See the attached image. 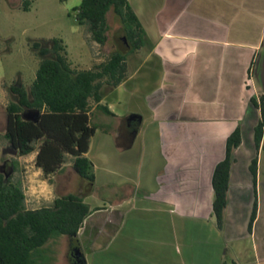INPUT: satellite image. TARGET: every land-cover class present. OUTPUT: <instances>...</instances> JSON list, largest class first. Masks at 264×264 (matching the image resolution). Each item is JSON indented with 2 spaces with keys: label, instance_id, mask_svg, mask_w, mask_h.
I'll return each instance as SVG.
<instances>
[{
  "label": "crops",
  "instance_id": "crops-1",
  "mask_svg": "<svg viewBox=\"0 0 264 264\" xmlns=\"http://www.w3.org/2000/svg\"><path fill=\"white\" fill-rule=\"evenodd\" d=\"M127 1L148 43L127 60L123 82L103 90L99 105L111 115L91 103L94 181L81 179L87 190L76 192L90 214L65 239L73 264H264V151L251 103L264 97V0ZM236 128L220 227L211 180ZM66 168L75 173L64 165L58 174ZM98 185L111 196L95 195ZM244 235L256 241L250 253L233 247ZM52 252L45 264H57Z\"/></svg>",
  "mask_w": 264,
  "mask_h": 264
},
{
  "label": "trees",
  "instance_id": "trees-1",
  "mask_svg": "<svg viewBox=\"0 0 264 264\" xmlns=\"http://www.w3.org/2000/svg\"><path fill=\"white\" fill-rule=\"evenodd\" d=\"M33 0H22L23 11L30 9ZM75 20L86 25L92 41L105 45L109 25V12L120 21L129 52L116 51L91 69L76 70L71 67L65 46L53 39L45 47L33 43L32 49L40 58L35 78L27 90L23 86L9 87L15 101L6 107V127L0 140H6L18 157L36 152L35 166L45 176L57 173L72 158V169L88 182L94 181L93 164L85 156L97 125L92 123L91 103L99 105L103 90L120 85L127 75V55L147 46L146 33L127 0H80ZM260 111L253 129L256 151H264V97L251 99ZM98 109L107 115L106 107ZM26 110L39 113L36 122L24 120ZM241 131L236 128L226 140L225 158L214 168L212 175V211L218 226L223 224L227 206V193L233 152L241 144ZM37 145V147H36ZM257 156L250 164L255 182ZM13 171L17 163H11ZM25 193L20 180H13L0 172V264H45L42 254L51 240L60 236H76L90 214L89 206L76 194H65L54 199L48 207L27 209ZM257 202L252 207L248 224L251 230L256 217ZM47 251V250H46Z\"/></svg>",
  "mask_w": 264,
  "mask_h": 264
},
{
  "label": "rangeland",
  "instance_id": "rangeland-1",
  "mask_svg": "<svg viewBox=\"0 0 264 264\" xmlns=\"http://www.w3.org/2000/svg\"><path fill=\"white\" fill-rule=\"evenodd\" d=\"M79 4L80 0H33L30 9L23 11L22 0H0V134L4 133L6 127L5 107L9 102L16 100L9 87L23 86L28 90L35 78L40 58L32 49L33 43L48 47L53 39L61 40L71 67L76 70L91 69L105 62L116 51L125 54L129 52L123 27L112 12L107 15L109 31L105 45L101 46L92 41L87 26L79 25L75 20L74 9ZM134 58L136 60L139 58L137 52L127 55L130 64L134 63ZM23 117H35V113L26 110ZM96 119L95 117L93 120ZM10 148L6 140H0V172L13 175L14 181L20 180L26 197L31 201L27 202L29 203L27 209L50 206L55 198L67 191L66 188L61 190L69 183H65L66 179L71 182L67 193L76 194L79 189L87 190L82 186L81 178L75 173L72 174L70 168H66L65 175H59L58 171L45 176L35 166L36 152L18 157L17 154L9 153ZM13 161L17 163L16 171L11 170ZM71 162V156H67L63 166L71 165ZM93 190L95 195L111 196L110 190L103 186L98 185ZM263 195L262 192L259 206L262 201L264 209ZM67 237L60 236L59 242L51 243L47 249L45 248L47 251H43V260H49V254L53 251L57 257V264H73L72 248L65 243ZM255 242L244 235L234 241L233 247L250 253ZM79 261L78 258V261L74 262L79 264Z\"/></svg>",
  "mask_w": 264,
  "mask_h": 264
},
{
  "label": "water",
  "instance_id": "water-1",
  "mask_svg": "<svg viewBox=\"0 0 264 264\" xmlns=\"http://www.w3.org/2000/svg\"><path fill=\"white\" fill-rule=\"evenodd\" d=\"M27 111H31V112L35 113V117H32V118H24V117H23L24 113H23V114H22V118H23L24 120H29V121L36 122V121L38 120L39 113H38L37 111H33V110H27ZM24 112H26V111H24ZM132 119H133V117H132L130 120H132ZM9 153H10V154H13V155H16V154H17V152H16L15 150H13V148H10Z\"/></svg>",
  "mask_w": 264,
  "mask_h": 264
},
{
  "label": "flooded vegetation",
  "instance_id": "flooded-vegetation-1",
  "mask_svg": "<svg viewBox=\"0 0 264 264\" xmlns=\"http://www.w3.org/2000/svg\"><path fill=\"white\" fill-rule=\"evenodd\" d=\"M10 147H11V146H10ZM11 170H13L12 165H11ZM7 176H9V175H7Z\"/></svg>",
  "mask_w": 264,
  "mask_h": 264
}]
</instances>
